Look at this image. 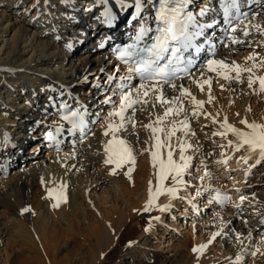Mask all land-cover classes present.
<instances>
[{
	"label": "bare ground",
	"instance_id": "1",
	"mask_svg": "<svg viewBox=\"0 0 264 264\" xmlns=\"http://www.w3.org/2000/svg\"><path fill=\"white\" fill-rule=\"evenodd\" d=\"M46 1L50 0H0V99H2L0 104L5 105L0 114L6 115L3 124L24 123L28 129L30 127L36 128V132L42 129L56 131L58 127L61 128L59 132V150L53 144L49 145V143L41 142L43 147L47 149L44 151L40 148L41 145L37 143L32 148L38 156L34 160H32L33 158L27 160L24 155L22 156L23 150L21 149L22 152L20 149L18 151L16 144L11 149H7L3 148L4 142H0V206L6 207L0 220V247H4V252L1 255H5L0 260V264L2 262H4L3 264H16L15 259L10 260L7 257L8 254L23 253L25 255V253L43 252L48 256L53 251H67L78 249L81 246L87 250L99 249L97 250L98 255L94 254V251H90L93 254V256L90 255V264H101L102 261H106V259H102L104 253L109 257L113 247L116 245L121 246L124 237L122 230L128 225V222L131 223L133 218L136 222L143 221L148 213H152L154 217L160 216L161 221L154 220L155 225L151 229L152 232L150 231L154 233L155 230L159 229V226L161 227L162 222H166L164 219L166 212L162 213L158 208L152 209L150 212L143 211L148 200L149 181L153 182V190L155 186L154 173L156 169L152 166L150 151H145L142 154L146 155L145 158L142 156L144 160L138 164L139 166L131 172L130 176L124 174V170L129 165L116 168V173L110 174V170L115 168V165L104 163L103 141L108 138L103 136L101 126L105 122L100 123L95 131L93 130L94 135L92 134V126H89L87 133L80 136L77 132H70L69 127L61 126L58 119L60 106L55 109L52 106L54 102L59 103L60 99L68 98V101L71 100L74 105L88 103L91 107L96 106L93 110L95 113L100 111L99 114H101L105 99L102 96L105 89L103 84L108 81V77L113 72H117V69L118 72L123 73L125 71L122 65L119 66L115 63L111 55L107 56V49L96 48L97 57H92L89 48L87 49V46H85L86 42L93 38L91 30L98 26L95 9L102 0H78V2L72 0V2L65 5V14L59 18L57 24L53 25L52 28L43 20L33 18L37 8L43 9ZM253 7H256V9L249 13V18L255 15L257 21L264 25V0H256ZM127 17L124 10L116 9V23L111 27L114 34H125L124 32L128 30ZM73 21L76 22V26L73 25ZM80 29H83L84 32L81 33ZM70 30H73V33H69ZM74 35L76 36L74 37ZM210 35V41H217L214 48H210L207 43H204V46L209 51L211 50V54L201 61L190 76L176 81L177 84L182 83L187 87L193 95L200 91L196 84L197 80L202 81L204 78H208L212 81L217 80L218 84H226L225 81H219L215 72L207 71L205 67L207 60L225 58L229 62L235 61L244 66L245 57H242L245 55H242L243 53L250 55L255 52L264 57V36H260L254 30L251 36L244 38V43L235 45L231 44L227 31L219 33L212 30ZM62 36H64V39L68 36L67 39H71L73 43L68 44L64 39V41H60L59 38ZM100 37L102 36L100 35ZM100 39L98 42H100ZM248 43L252 44V47L249 50L241 51L239 45ZM220 44L221 49L217 46ZM69 45L71 46L69 47ZM236 47L240 50L235 53L234 49ZM72 51L74 54L71 55L70 52ZM246 63L250 66L252 62L248 61ZM115 64L116 67H114ZM101 68L104 69L103 73L100 72ZM262 71L264 69L258 68L256 74L260 75ZM262 75H264V72H262ZM85 77H89L90 81H94V83H85ZM137 83L138 80L133 85ZM10 86H14V88L12 89ZM211 87L212 95L217 99L211 104L206 103L204 105L205 111L213 115L219 111L220 119L227 115L229 123L241 129H244L245 126L240 124V120L245 117L249 120L264 123V93L258 92L257 85H254L256 98L253 104L248 102L249 95L247 93L253 90L248 89L246 81L242 84L233 83L231 85V87L237 89L236 92L221 91L220 88H215L213 83ZM166 94L169 97L179 95L178 91L171 88H166ZM203 97L200 95L199 100H205ZM188 99L190 100V98ZM47 101H50V103H47ZM185 106L190 107L187 100ZM248 108H251L250 112L247 111ZM157 111L162 112L163 109L160 108ZM237 113H239V116ZM39 119H42V122L38 123ZM137 119L145 124L149 122L147 115L144 113L138 112ZM191 123L195 131H199L202 125H208L206 128L203 127V131L211 134L218 129L217 124L203 117ZM23 131V129H19L18 135L21 136ZM136 131L139 133L140 142L138 144L135 135L128 136L127 139L136 144L138 150L145 147L151 148L153 141L150 139V130L138 127ZM177 135L179 136L181 133L178 132ZM0 138H2V135H0ZM228 138H232L230 133ZM32 139L30 138V140ZM145 141L148 143L145 144ZM175 143V140H173L174 147ZM191 143L195 145L194 142ZM6 151L12 153L15 158L7 171L4 170L2 160ZM205 152L206 150L199 152L202 163H197L198 165L205 163L204 160L207 156ZM71 153H75V155H69ZM189 154L195 159L198 155L196 150L191 151ZM212 155L214 158L211 156V161L224 159L220 153L216 154L217 156ZM243 155L242 152H239L237 157L240 159ZM194 158L191 162L193 165L196 164ZM209 161L207 160L206 163ZM249 161L250 163L243 174L246 171L251 172L255 158ZM259 165H255V167ZM260 173L261 176H258V178L260 177L261 180L255 179V181H261L262 186L255 189L256 201L253 202L259 211L254 212L249 203L246 204L245 208H243L244 206L240 209L233 207L236 216H240V219L227 221L230 222H226L227 229L224 228L225 222L221 223L217 229H210L205 241L197 242L195 246L205 244L213 232L226 231L227 234L221 236L219 241H214L201 253H192L191 256L178 252L174 258L164 259L162 264H211L213 262L212 257L215 255L218 257L221 252L220 256L225 258H231L233 254H235V258L241 257L242 248L247 247L249 240H245L244 244L241 245L235 239V234L239 232L247 235L250 231L252 236L255 237L256 231H260L256 226L263 227V225L256 224V221H260L263 217L260 213L264 212V165ZM107 175L114 178L117 194L112 205L104 208L102 204H105V202L103 200L95 202L91 195L98 190L110 188ZM243 180L244 177L240 182L235 183L236 188L240 189V194H244L247 185L251 183V181L244 183ZM168 183V181H165L166 185ZM61 185H65L64 195L66 201L60 202L58 207H53L57 203ZM216 189L224 190L221 187L214 186V189L206 191L207 196L204 194L206 197H201L204 198L202 200L197 197L194 200L187 199L189 196H186L185 193L183 196L180 195L182 201L179 202L184 203L183 206H189L187 204L190 202L191 205L206 203L203 200L212 198ZM50 191L53 192V195H47ZM177 200L178 198L170 199L168 195L164 194L157 198L156 204L171 203L175 207ZM250 201H253V199ZM173 207L168 214L175 217V214H172ZM25 208H28L29 211L24 212L23 209ZM185 218L184 215L182 223H185ZM214 218L213 216V218L206 220V225L214 224ZM244 221H247V223L245 224ZM180 222L177 221L174 225L178 226ZM228 229H231V231H228ZM162 230H158L160 235L165 233V230ZM121 234L123 235L122 238ZM224 236L230 238L225 239ZM146 244H148L147 239L144 243L134 244L133 247L126 248L123 252L127 250L128 253H132V260L136 264H153L155 255L147 249ZM180 245V249L185 253L184 250H187L186 243L183 242ZM117 255L119 258L124 259V253ZM124 263L125 261H122L120 264Z\"/></svg>",
	"mask_w": 264,
	"mask_h": 264
},
{
	"label": "snow or ice",
	"instance_id": "2",
	"mask_svg": "<svg viewBox=\"0 0 264 264\" xmlns=\"http://www.w3.org/2000/svg\"><path fill=\"white\" fill-rule=\"evenodd\" d=\"M119 2L123 5L124 0H119ZM218 2L221 6L223 21L228 25L226 31L229 33L231 44L244 43V38L251 36L253 30L260 36H264V25L257 21L255 15L249 18L248 14L241 10L242 0H218ZM192 3L193 0H159L153 17L156 26L152 28L147 19L141 16L145 6L143 0H134L135 19L139 21L138 31L132 44L115 49L117 58L127 65V72L118 78L119 82L116 88L112 89V95H107L103 101L104 104L111 106V110L107 113V120L101 126L103 136L108 138L103 141L104 163L115 165V168L110 170V174H115L116 168L129 165L124 170V174L130 176L133 171L132 166L136 164L137 155L150 151L152 166L156 169L155 186L153 190V182L149 181L148 200L143 208L144 212H150L153 208H158L162 213L168 212L172 208L171 203L157 205V198L166 194L170 199H177L179 192L189 186L185 175L189 173L194 158L189 153L196 150V145L189 141V137H196L191 122L198 121L201 117L210 119L212 123L218 125V129L212 132V136L221 137L224 141L217 145L221 149V156L224 157L223 160L218 161L219 163L227 164L232 158L228 155V150L232 153H239L243 150L245 155L241 156L240 160L245 165H248L253 157H255V163L252 167L264 163V123L245 117L240 120V124L245 126L241 129L229 123L227 115L220 119L219 111L215 115L205 111L204 105L211 104L217 99L212 95L213 81L211 79L204 78L202 81H196L201 92H204L207 86V101L197 99L182 83H176L190 76V69L195 59L194 53H200L204 47L203 43L196 41L199 38H205L206 41L209 30L217 23L215 20L201 22L198 19V17L207 16L215 9L205 5L197 12H193L190 9ZM103 16L106 23H111L114 19L110 8L105 10ZM150 33L154 34L150 35ZM100 46L103 47V44ZM245 61L252 63L250 66L248 63L241 66L238 62H229L225 58H213L207 60L205 67L208 72H215L218 79L226 82V84H219L221 91L236 92L237 89L231 85L233 83L242 84L246 81L248 89L255 91L254 85H257L259 92L264 93V75L256 74L258 68L264 69V57L253 52L245 58ZM100 72L103 73L104 69L101 68ZM134 77H138L136 85L132 83ZM115 80H117L115 75L109 76L107 83ZM166 88L178 91L179 95L169 97L166 94ZM113 96L118 97V102L113 99ZM186 100L190 107L185 106ZM61 107L65 109L62 119L71 124L69 131H85L87 109L82 110V106L72 109L67 102H64ZM160 108L163 109L162 112L157 111ZM247 111L250 112L251 108ZM138 112L147 115L149 121L147 124L137 119ZM237 115L239 116V113ZM138 127L150 130V139L153 141L151 148L145 147L138 150L136 144L127 139L128 136L135 135L136 143L140 142L139 133L136 131ZM203 127L206 128L208 125ZM60 131L61 128L58 127L56 132ZM178 132L181 135L178 136ZM229 133L232 136L231 139L228 138ZM47 138L51 141L56 140L52 132L47 133ZM173 140L176 142L175 147ZM0 142H3L2 138ZM147 143L145 141V144ZM69 155L74 156L75 153ZM211 175L210 171H205L198 179L203 181ZM165 181L169 183L166 185ZM64 187L65 185H61L57 203L53 207H58L60 202L66 201ZM209 190L210 186L203 185L197 188L196 195L199 196L201 192ZM236 191L240 192V189ZM213 200L224 205L231 200V197L216 189ZM247 200L248 197L241 193L239 202L234 204V207L240 209ZM249 204L254 212L259 211L252 201H249ZM23 211L28 212L29 209L25 208ZM260 214L264 216V212ZM153 220L161 221V217H151L145 231H150ZM227 223H224L225 229H227ZM244 223L246 224L247 221ZM226 234L224 230L213 232L205 244L193 247L192 251L201 253L217 237ZM235 239L243 245L245 240L250 241L254 237L250 231L247 235L237 232ZM259 243L264 245V237L260 238ZM131 244L130 241L129 246ZM258 252L259 248H254L250 254L255 257ZM236 259L239 261L241 257L238 256Z\"/></svg>",
	"mask_w": 264,
	"mask_h": 264
},
{
	"label": "rangeland",
	"instance_id": "3",
	"mask_svg": "<svg viewBox=\"0 0 264 264\" xmlns=\"http://www.w3.org/2000/svg\"><path fill=\"white\" fill-rule=\"evenodd\" d=\"M87 10H88V8H87ZM75 36L76 35H74V37ZM99 37H100V35H99ZM67 38H68V36H66L65 39H64V36H62L59 38V40L60 41L65 40L68 42V44L73 43L71 41V39H67ZM216 42L217 41H215L213 43L215 44ZM84 43L85 42H83V44ZM257 44H259V43H257ZM85 46H87V49L89 48L88 50L90 51V55L92 57H97V54H96L97 53L96 52L97 45L94 42V38H92V39H90V41L86 42ZM217 46L219 49H221V44L217 45ZM239 46H241V51L242 50L246 51V49L249 50L252 47V44L248 43L246 45H239ZM238 47H236L234 49L235 53H236V51L240 50V49H238ZM74 51H75V48H74ZM263 51H264V49H263ZM70 54L72 55V54H74V52L72 51V52H70ZM242 55H245L242 58H244V57L246 58L249 54L246 55V53H243ZM259 56H260V54H259ZM245 63H246V61H245ZM114 67H116V64ZM262 72H264V71H262ZM262 72H260L261 73L260 75H262ZM113 75H115L118 79L119 75L120 76L122 75V72L121 71L113 72L112 76ZM84 80L86 81L85 83H90V84L94 83V81L93 82L90 81L89 77H87V79H84ZM118 81L119 80H115L111 83L105 82L103 84L105 89L102 92V96L106 97L107 95H112V89L116 88ZM219 81H224V80L219 79ZM213 85L215 88H219V84L217 83V80H213ZM204 92H201V91L196 92V95H195L196 98L199 99V96L202 95V96H204L203 97V99H205L204 101H207V98H208L207 97V88H205ZM247 95H249L248 96L249 97L248 102L250 104L251 103L253 104L255 101V98H256L255 97V95H256L255 91H252V92L248 91ZM113 99L117 100V102H118L117 96H113ZM258 99H260V98H258ZM102 106H103V109H101L102 112L99 116V120L97 121L95 126L91 127L92 131L93 130L95 131V128L100 123L106 122L107 113H108V111L111 110L110 105H106L103 103ZM39 120L37 121L38 123L42 122ZM94 131L92 132L93 135H94ZM195 132H196V137H191V138L189 137V140L191 142H194L196 145V153H198L196 159L194 158L196 164L193 165V163H191L192 166L189 169L190 174L185 175V180L188 182L189 186L184 188L182 191L179 192V197H180V195L183 196V194L186 193L187 194L186 196H189L187 199H193L194 200L197 197L199 200H202L204 198H201V197H206L207 192L206 191L201 192V194L199 196H197L195 193H196L197 188H200L203 185L212 186V187H210V190L214 189V186L221 187L222 189L233 186L234 190L236 192L237 188H236L235 183L240 182V180L244 177L243 171L249 165L250 161H249L248 165H244V166L243 165L239 166L240 164L235 165L236 161H234L233 158L239 159L237 157L238 153L237 154L232 153L231 150H228L230 152L228 155H230L231 157L234 155V157H232L228 161L227 164L219 163L217 160H215L216 162L211 161V159L214 158V156L211 155L212 156V158H211V156L207 152L211 151V153L214 154L215 156H217L218 153H221V149H219L217 147V144L223 143L224 142L223 139H221L220 137H213L212 134L208 133L207 131L204 132L203 131V125L199 131H195ZM17 134H18V132H17ZM93 135H91V136H93ZM200 136H202V137L200 138ZM41 137H42V135L41 136L37 135V137H34V139L30 140V141H33L32 143L30 141L29 142L25 141L24 144H26V145H23L22 147H18L17 150L19 151V149L20 150L22 149L23 150L22 156L24 155V157L27 160H30L31 158H33L32 160H34V158L36 159L38 157L37 153L33 152V149H32L35 144L38 143L41 145V147H40L41 149H44V151L47 150L41 144V142H42ZM197 138L199 141L198 144H197ZM22 150H21V152H22ZM203 150H207V152H205V154H207V156H206V159L204 160V162L206 163L207 160L208 161L210 160V161L208 163H206L207 165L205 163L203 165H201V164L198 165L197 163H202L201 162L202 160H200L199 152L203 151ZM142 156H143V158H145L146 155L137 156L136 164L134 166H132L133 171L135 170V168H137L139 166L138 164L144 160L142 158ZM209 157H210V159H209ZM238 162L240 163V161H238ZM263 165H264V163H261L259 166L251 168V171L254 169L257 170L256 175H258L260 173V171L262 170ZM242 166H243V168H240ZM205 171H210L212 175L210 177H206L205 180H203V181L199 180L198 177L202 176ZM254 173L255 172H253V174H249L245 178V180L248 179L249 182L251 181V183L249 185H247V188H246L245 193H244V195H246L248 197V201H245L246 204L249 203V201L251 199H253L252 202L256 201V194H255L256 190L255 189L260 188L259 186H256V184H253V181L256 182L255 179L261 180V178L260 177L258 178V176H255ZM107 177L109 179L108 181H110V188L98 190L95 194L92 193V195H91L95 202L103 200V202H105V204H102L104 208L110 207L112 205L113 200L117 194L115 192L116 189L114 186V183H115L114 178H112V176H110V175H107ZM258 182H261V181H258ZM138 186H141V185H138ZM261 186H262V183H261ZM228 189L232 195H231V200L227 204H225L224 206L215 208V207H212L215 204H212V206H207V204H205V203H200V204L198 203L197 204L198 209H201V212L199 214H197L196 212H193L191 202L187 204L189 206H186V205L183 206L184 203L179 202V201H182L181 200L182 197L178 198L176 206L175 207L172 206L173 207V209H172L173 213L172 214L173 215L175 214V217H172L171 214H168L171 211L166 212L165 216H164L165 217L164 219L166 222H162L161 227L159 226L158 230H160V229L165 230V233L163 235H160L158 230H155L156 232L151 233L152 232L151 229L155 225L154 220L152 221V227L150 229L151 232L145 231V228L148 227L149 220L151 219V217H154L152 215V213H148L146 215L145 220H143V221L141 220L140 222L139 221L136 222V220H134V218H133V220L131 221L132 224L130 222H128V225H130L131 227L126 225L125 228L122 230V233L124 232L125 234L123 233L124 237L121 234V238L123 237L122 241H121V246L118 247V245H116L115 247H113V249H111V251L109 253V255H110L109 257H107L105 253L103 254L104 255L103 257L101 255L102 259H106V261H104V262L102 261L101 264H120V263H122V261H125L124 264H136V262L134 260H132L133 254L128 253L127 250L125 252H123V251L126 248L133 247L134 244L144 243V241L146 239L148 241V244H146L147 249L150 252L154 253L153 255H155L153 264H162V261L164 259L174 258L175 254H178V252H180V254H186L187 256L188 255L191 256V254L194 253L192 251L193 247L197 244V242H204L205 241L206 235H207V233H209L210 229H214V228L217 229V228H219V225L221 223H224V222L226 223L227 221L240 219V216H236V212L234 210L236 207L234 209H232L234 207V204L239 202V198H237L238 197L236 195L237 193L234 194L232 192L233 191L232 187L228 188ZM248 192H252V194L250 195ZM204 194L206 196H204ZM201 195H203V196H201ZM238 195H240V192H238ZM252 195L254 196V198ZM210 199H213V197ZM210 199L209 200H203V202L204 201L209 202V201H211ZM194 204H196V203H194ZM246 206L247 205H242L241 208L242 207L245 208ZM5 208L6 207H4V206H0V220L3 217V212H5L4 211ZM154 209L155 208H153V210ZM184 215L186 217L185 221H184L185 223H182ZM213 216L215 217L214 218L215 222H214V224H212L213 226L208 225V224H207L208 225L207 226L205 221L210 219V218H213ZM249 217H247V218H249ZM95 220H97V219H95ZM177 221H181L178 226L176 224L174 225V223H177ZM191 223H193V224H191ZM0 224H1V221H0ZM132 225H133V227H132ZM226 237H225V239L230 238V237L229 238H226ZM261 237H264V232L256 231L255 237H254L255 239L249 241L247 243V247L242 248L243 252L241 253V259L239 261H237V259H236L237 257L235 258V254H233V257H231V258H228V257L225 258L224 256H220L222 254V252H221V254L218 257H216V255L214 257H212L213 262L211 264H264V245H261L259 243ZM121 238H120V240H121ZM219 239H220V237H217L215 242L217 240L219 241ZM130 241L132 242L131 246H129ZM183 242L186 243L185 246L187 248V250H184V251H186L185 253L182 252L183 250L180 249V246H181L180 244L181 243L183 244ZM81 247H79L78 249H71V250H67V251H60V252L53 251L52 253L50 252V254L48 256L46 254H44L43 252H37L35 254L34 253H27V254L25 253V255L23 253H21V254H8L7 257H9L10 260L15 259L16 264H90L91 263V260H90L91 256H93L92 252L94 251L93 253L97 254V252H98L97 250H99V249H97V250L91 249L92 252H90L91 251L90 249L87 250V249H83L84 247H82V248ZM254 248H259V252L255 257H252L250 253H251V251L254 250ZM2 252H4V247H0V257H1L0 260L2 259V257L5 256V255H1V254H3ZM118 252L124 253V256H125V257L123 256L124 259L119 258V256L117 255V254H119ZM152 253H150V254H152ZM35 258H37V259H35ZM3 263L4 262H2L1 264H3Z\"/></svg>",
	"mask_w": 264,
	"mask_h": 264
}]
</instances>
